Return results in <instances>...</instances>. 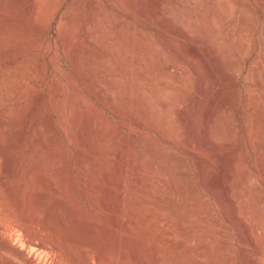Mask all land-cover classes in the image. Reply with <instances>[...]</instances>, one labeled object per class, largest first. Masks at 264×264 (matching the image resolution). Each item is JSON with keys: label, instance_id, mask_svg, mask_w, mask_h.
Instances as JSON below:
<instances>
[{"label": "rangeland", "instance_id": "374dc122", "mask_svg": "<svg viewBox=\"0 0 264 264\" xmlns=\"http://www.w3.org/2000/svg\"><path fill=\"white\" fill-rule=\"evenodd\" d=\"M23 153L69 205L145 200L162 222L141 229L165 233L178 264H264V0H0V177ZM138 168L149 187H133ZM22 182L0 179V196ZM136 254L125 264L151 263Z\"/></svg>", "mask_w": 264, "mask_h": 264}, {"label": "bare ground", "instance_id": "6f19581e", "mask_svg": "<svg viewBox=\"0 0 264 264\" xmlns=\"http://www.w3.org/2000/svg\"><path fill=\"white\" fill-rule=\"evenodd\" d=\"M51 4L52 0H50V6ZM126 100L128 101V99ZM42 146L40 147L42 148ZM26 147L28 148V146ZM96 147L98 148V146ZM28 150L25 153L29 154ZM40 150L42 151V149ZM29 158L26 155L25 159H20L21 162L14 160L16 163L13 162L10 170H8L9 166L6 167L5 174L3 173L4 175L2 174L0 177L6 187L11 178L21 180L23 178V182L17 189H6V195L0 196V204L3 206L2 215L9 220L4 221L0 218V264H125L128 253L137 256V252L142 251L143 253L145 250L150 254V264H160L161 262L178 264L180 262V257L177 255L178 248L166 239L165 233L145 232L141 229L142 225L149 224L152 228L162 222L157 216L153 221H150V216L141 215L143 206L147 204L145 200L131 196L127 201V208H125L124 197L120 193L117 196L118 201L114 198L116 201L109 202L107 197L102 196V200L99 201L101 206L98 207L97 204V207L94 206L89 210L69 205L65 200H62L61 196L55 194L54 183L44 180L45 169L43 166ZM38 161L40 162V160ZM81 164L78 166H82ZM164 168L167 174L174 176L178 181L177 192L186 208L184 214H181V211L177 209L181 221L193 223L195 212L193 213L190 207L195 206L197 201L186 183V178H183L181 173L177 172V168L169 163ZM126 169V165H123L122 170ZM59 171L57 170V173ZM144 172L142 173V170L138 168L136 174H133V187L148 185V179ZM90 176L92 175L90 174ZM121 176L124 178V174ZM80 177L82 178L79 174ZM104 178L108 184L112 185L109 174H105ZM25 182L28 186L27 190L23 192L20 188L25 185ZM80 183L82 184V182ZM41 187L42 189H40ZM81 187L85 188V186ZM95 187V179L89 177L86 180L85 188L89 192H86L87 190L80 192L83 193L82 197L93 202L96 197ZM60 189L61 191H59L63 193L67 190L64 186H61ZM4 202H7L8 205H5ZM190 202H193V205H190ZM161 209L164 210L163 207ZM123 213L128 219L124 225L121 224ZM121 227L124 230V236L120 232ZM135 236H139L138 242L135 240ZM188 253L181 255V258L186 261L185 263L194 260L195 264H198L193 258L194 256Z\"/></svg>", "mask_w": 264, "mask_h": 264}]
</instances>
